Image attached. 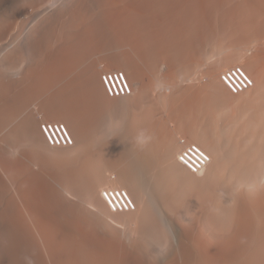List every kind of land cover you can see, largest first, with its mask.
Masks as SVG:
<instances>
[{
	"label": "bare ground",
	"instance_id": "obj_1",
	"mask_svg": "<svg viewBox=\"0 0 264 264\" xmlns=\"http://www.w3.org/2000/svg\"><path fill=\"white\" fill-rule=\"evenodd\" d=\"M121 3L0 0V264H264V0Z\"/></svg>",
	"mask_w": 264,
	"mask_h": 264
},
{
	"label": "built area",
	"instance_id": "obj_2",
	"mask_svg": "<svg viewBox=\"0 0 264 264\" xmlns=\"http://www.w3.org/2000/svg\"><path fill=\"white\" fill-rule=\"evenodd\" d=\"M226 81L231 88L239 89L244 86H248L247 80L248 76L243 72L242 69L238 68L233 70V74L226 75ZM101 81L104 86L106 93L111 97H120L131 94V87L126 80V77L122 71H112V72H104L101 75ZM251 83V82H249ZM42 133L45 136L47 142L52 146H62V145H72L73 141L69 132L67 131L65 124L62 122H44L41 125ZM198 167V163L196 169ZM117 193V194H116ZM107 194V192H105ZM109 197H114L117 200V197L121 199L119 204L116 201H111L113 203L112 208L119 207L121 209H128V204H130V200H126L125 196H121L118 194V190L109 191ZM111 195V196H110ZM117 195V196H116ZM114 199V200H115ZM123 203V204H122Z\"/></svg>",
	"mask_w": 264,
	"mask_h": 264
},
{
	"label": "rangeland",
	"instance_id": "obj_3",
	"mask_svg": "<svg viewBox=\"0 0 264 264\" xmlns=\"http://www.w3.org/2000/svg\"><path fill=\"white\" fill-rule=\"evenodd\" d=\"M123 0H119V3L120 4H122L121 2H122ZM208 41H211L210 39L208 40ZM264 41V40H263ZM233 106V107H232ZM235 105H230V106H228L229 108L228 109H231V112L232 111H235V109H236V107H234ZM235 108V109H234ZM237 111H238V109H236ZM229 112H230V110H228ZM195 170H197V169H195Z\"/></svg>",
	"mask_w": 264,
	"mask_h": 264
}]
</instances>
